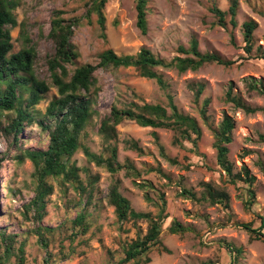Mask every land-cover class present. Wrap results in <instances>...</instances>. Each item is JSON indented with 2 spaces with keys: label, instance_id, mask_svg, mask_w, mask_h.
Segmentation results:
<instances>
[{
  "label": "rangeland",
  "instance_id": "rangeland-1",
  "mask_svg": "<svg viewBox=\"0 0 264 264\" xmlns=\"http://www.w3.org/2000/svg\"><path fill=\"white\" fill-rule=\"evenodd\" d=\"M21 1V6L16 10L19 25L12 31L13 52L24 46L20 35L21 24H24L26 32L37 42V71L49 83L51 80L47 74L45 56L52 43L46 36L55 9L63 10L68 18L83 17L74 37L80 56L72 68L84 63H97L99 54L107 48L114 49L118 54H136L146 46L157 55L171 59L178 54V46L183 44L188 47L193 37L198 40L201 51H215L240 62L231 67L208 64L197 71L189 70L183 74L175 69H160L171 84L179 109L195 117L202 128L197 151H189L193 144L188 141L183 143L186 150L173 145L174 132L170 129L145 127L126 119L118 125V158L121 162L127 159L132 161L142 171L141 177H128L125 171L110 172L105 165L90 162L83 150L79 149L71 160L80 168L79 174L84 184L88 185L95 175H100L91 189L90 203H86V197L80 196L75 183L62 177H51L49 182L53 184L54 192L48 197L47 214L41 222H36L31 213L28 217L24 214L25 204L35 194L34 165L28 158L23 161L16 158L19 149L10 150L0 161V231L17 235L14 246L24 245L26 264H45L46 258L49 264H111L121 256L126 241L145 235L147 222H126L122 228L117 222L115 208L108 202L109 189L115 183L137 211L156 214L159 211L156 201L161 193H165L169 216L164 223L162 238L171 252L153 247L149 252L152 261L148 264H202L209 260L215 264H230L231 257L224 247L228 243L243 250L235 264H264V241L250 240L249 233L239 225L253 222L254 227H258L262 222L260 216H264V140L260 138L264 134V96L256 91L250 96L247 91V82L251 78L264 80V60L248 56L244 49L242 27L245 21L255 20L258 23L254 31L256 47H264V0H238L237 23L233 25L228 15L226 27L217 23V17L210 7L216 4L227 11L232 0H150L149 31L146 35L137 26L135 0H109L105 9L106 38L101 36L96 14H92L91 20L84 17L89 0ZM96 76L98 95L94 108L98 114L83 130L81 142L92 151L107 156V143L98 130L102 115L113 104L123 107L130 101H136L167 105L168 100L156 81L140 76L135 67L100 68ZM189 82L204 83L205 88L199 99L188 88ZM231 85L235 93L263 109L247 114L235 108L225 100ZM56 95L57 88L51 86L37 108L44 112ZM205 98L211 100L208 119H204L200 113ZM226 113L232 115L236 123L233 141L229 144V157L235 163L236 170L246 166L256 176L253 184L256 202L251 210L246 205L248 185L242 181L228 184L230 209L221 205H204L179 194L181 186L177 184L178 181H182L198 196L202 189L199 182H226L228 177L220 171L214 145L215 129ZM22 137V149L43 147L48 143L47 133L36 123L29 125ZM126 138L138 140L142 153L127 148L123 141ZM7 148V141L0 137V157L7 153ZM247 150L249 153H245ZM168 157H178L182 163L171 164ZM185 164L191 165L188 168ZM156 166L169 174L175 184L167 185L156 171L147 172ZM134 180L148 186L141 188ZM80 214L86 215L87 231L74 235L78 227L73 220ZM173 219L180 220L190 230L183 235L170 233L168 227ZM40 225L51 227L52 232L46 233L49 251L32 231ZM4 250V246L0 247V257L4 255ZM16 259L14 254L9 257L12 262Z\"/></svg>",
  "mask_w": 264,
  "mask_h": 264
},
{
  "label": "trees",
  "instance_id": "trees-1",
  "mask_svg": "<svg viewBox=\"0 0 264 264\" xmlns=\"http://www.w3.org/2000/svg\"><path fill=\"white\" fill-rule=\"evenodd\" d=\"M109 0H89L88 8L84 17L91 20L92 14H96L101 36L106 38V15L105 9ZM137 11V26L141 33L146 35L149 31V4L150 0H135ZM21 0H0V137L7 141L8 148L3 157L12 149H19L17 159L23 161L28 158L34 165L35 194L25 204V216L32 214L36 222H41L47 214L48 197L54 192V186L49 182V178L62 177L65 181H72L79 189L80 196L86 197V203L92 199V187L100 179V175H95L94 180L85 185L80 177L79 170L74 162L73 155L82 149L90 162L99 166L105 165L110 172L117 173L125 171V175L132 178L141 177L136 165L129 159L121 162L118 158V145L120 134L118 125L124 120H134L141 126L153 128H165L174 132L172 144L185 149L184 141L191 142L193 147L189 150L196 152L198 142L202 137V128L198 120L182 112L175 102L171 91V84L160 69H175L183 74L189 70L197 71L208 64H220L227 67L234 66L239 60L228 59L215 51L203 52L200 50L198 40L193 37L188 47L181 44L178 46V54L167 59L157 55L149 47H142L136 54H118L114 49L107 48L99 54L97 63H84L72 68L80 56L78 46L74 41L76 29L82 23L83 17L68 18L64 16V11L55 9L52 13L50 30L46 36L52 43V48L45 56V66L51 83L37 71L38 51L37 42L29 36L21 24L20 35L24 46L17 52H13L14 43L12 31L19 23L16 10L21 6ZM238 0H232L229 9L223 10L216 4L210 7V11L217 17V23L227 26V16L236 25L235 16L237 14ZM258 23L251 19L243 23L244 49L249 57L264 60V47L258 45L254 37V31ZM256 47L255 53H253ZM248 58V57H246ZM245 59V57H244ZM240 63V62H239ZM135 67L139 75L148 79H154L159 88L167 96L168 103H138L130 101L123 107L113 104L110 110L102 115L99 125V133L107 143L108 155L92 151L88 146L82 144L81 135L88 123L98 110L94 108L98 95V69H110L119 67ZM51 86L58 90L52 100L49 101L46 110L41 112L37 105L45 98ZM188 88L195 93L199 99L204 91L205 85L201 82H189ZM247 91L251 96L253 91L264 96V80L251 78L247 82ZM225 100L232 103L235 108L243 110L247 114L255 113L261 109L246 99L235 93L233 86H229ZM211 100L205 98L200 113L204 119H208V106ZM36 123L42 131L47 133L48 143L43 147H27L22 149L24 140L22 134L26 128ZM235 120L232 115L225 114L222 121L215 129V148L217 150V164L222 173L227 175L225 183L215 180H203L199 182L202 187L201 195L198 196L191 188H187L182 181L177 184L181 186V196L203 203L204 205H221L225 209L231 207V195L228 184H235L239 181L248 185L249 198L246 201L247 208L252 209L256 202V191L253 184L256 180L251 170L243 166L236 170L235 163L230 159L229 144L233 141V131ZM264 140V134L260 135ZM129 149L142 153V148L138 140L126 138L123 140ZM163 151V147H161ZM186 150V149H185ZM164 152V151H163ZM245 153H249L247 150ZM185 157L187 155L185 154ZM171 164H181L178 158L168 157ZM191 164H185L190 167ZM149 171H156L167 185L175 184L172 177L164 172L160 166L152 167ZM134 182L141 188L148 186L147 183ZM151 201V197L147 196ZM108 202L114 206L117 222L122 228L126 222L137 224L147 222L148 229L145 235H138L131 241H126L122 247V254L111 264H148L152 261L149 252L153 247H159L162 251L171 252L163 243V229L165 220L168 218L167 200L165 193H161L156 204L159 211L153 214L150 211H137L131 200L124 195L118 183L113 184L108 193ZM85 214L76 216L73 220L79 232L87 231L85 224ZM261 225L254 227L253 222L239 224L248 233L250 240L258 239L264 241V216H260ZM190 230V227L178 219H173L168 231L172 234L183 235ZM32 231L37 234L40 244L49 251V242L46 233H51V227L38 226ZM16 234H7L0 231V247L4 246V255L0 257V264H26L24 245L14 246ZM72 238V236H70ZM224 247L231 257L230 264L240 258L243 253L242 248L228 243ZM50 253V252H49ZM16 255V261L9 260L11 255ZM45 264H49L48 258ZM202 264H215L213 260L205 261Z\"/></svg>",
  "mask_w": 264,
  "mask_h": 264
}]
</instances>
